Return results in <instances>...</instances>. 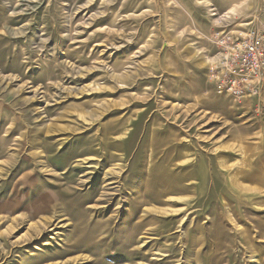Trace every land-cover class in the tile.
I'll use <instances>...</instances> for the list:
<instances>
[{
  "label": "rangeland",
  "instance_id": "1",
  "mask_svg": "<svg viewBox=\"0 0 264 264\" xmlns=\"http://www.w3.org/2000/svg\"><path fill=\"white\" fill-rule=\"evenodd\" d=\"M250 28L264 0H0V264H264L231 181L263 170L264 84L211 79Z\"/></svg>",
  "mask_w": 264,
  "mask_h": 264
},
{
  "label": "built area",
  "instance_id": "2",
  "mask_svg": "<svg viewBox=\"0 0 264 264\" xmlns=\"http://www.w3.org/2000/svg\"><path fill=\"white\" fill-rule=\"evenodd\" d=\"M217 57L211 79L217 94L244 99L258 95L264 84V35L257 29L215 31Z\"/></svg>",
  "mask_w": 264,
  "mask_h": 264
},
{
  "label": "bare ground",
  "instance_id": "3",
  "mask_svg": "<svg viewBox=\"0 0 264 264\" xmlns=\"http://www.w3.org/2000/svg\"><path fill=\"white\" fill-rule=\"evenodd\" d=\"M263 170L261 171H256V172H253L250 176H246V178L244 180H249L251 182H254V186H243L240 181H239V178H238V175L234 174L231 176V181L232 183L235 184L236 187H238L241 191H255V192H258V193H262V191L264 192V167L262 168ZM42 200V199H41ZM48 203L49 201H43L41 202L40 204H37L36 206H41L39 209H45V210H48L50 209L49 206H48ZM38 226V225H37ZM37 226L36 227H33V229L36 231L37 230Z\"/></svg>",
  "mask_w": 264,
  "mask_h": 264
}]
</instances>
